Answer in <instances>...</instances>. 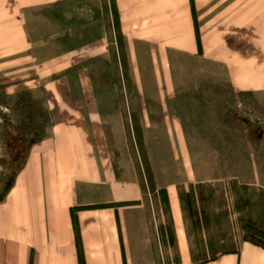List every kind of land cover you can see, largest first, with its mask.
Segmentation results:
<instances>
[{"label": "crops", "instance_id": "1", "mask_svg": "<svg viewBox=\"0 0 264 264\" xmlns=\"http://www.w3.org/2000/svg\"><path fill=\"white\" fill-rule=\"evenodd\" d=\"M113 1L120 33L137 63L151 55L167 72L166 78L140 79L138 86L175 87L170 73L183 56L201 70L209 65L222 72L238 102L259 96L264 103V0ZM97 5V0H0V55L14 56V63L16 56L34 53L27 30L33 11ZM3 63L0 70L13 65ZM64 64L55 65L61 70L54 77L18 85L51 88L43 95L51 125L39 131L0 194V264H264V245L231 226L239 215L236 206L225 219L223 202L213 201L218 186L224 199L221 177L205 175L190 157L178 174H158L153 161L152 183L139 170L128 134L141 128L137 133L157 135L159 119L167 118V133L183 135L176 103L187 98L139 94L112 101L73 95L75 86L96 84L69 78ZM117 101L122 106L113 117L103 103ZM259 189L262 204L252 206L250 200L246 219L263 233L264 185ZM208 242L238 243L208 255Z\"/></svg>", "mask_w": 264, "mask_h": 264}, {"label": "rangeland", "instance_id": "2", "mask_svg": "<svg viewBox=\"0 0 264 264\" xmlns=\"http://www.w3.org/2000/svg\"><path fill=\"white\" fill-rule=\"evenodd\" d=\"M97 4L95 8L51 7L42 12L33 11L28 17L27 30L34 53L16 56L14 63L11 60L14 56L0 55L1 63H13L0 70V194L3 195L11 176L20 169L39 131L51 125L44 102V96L50 94L46 89L51 88L18 85L28 79L54 77L61 70L56 71L55 65L63 60L69 78H89L96 84L91 88L75 86L71 88L73 95L90 93L111 97L112 101L139 94L172 93L187 98L185 103H176L175 116L183 135L167 133L171 128V119L169 122L167 118L159 119L157 135L137 133L141 128H135V134H128V144L138 158L139 170L151 182L153 161L158 174H178L184 158L190 157L199 171L223 180L224 199L219 198L218 186V198L213 201L218 206L223 202L225 219L233 205L239 210L231 225L233 230H239L242 238L264 245V234L254 230L246 219L250 200L252 206L262 204L259 188L264 185V103L261 97L254 96L252 102H238L232 88L221 80L222 72L209 65L201 70V64L186 62L183 56L176 57L170 73L175 87L138 86L140 79L166 78L167 72L158 61L153 62L151 55H141L137 63L120 33L114 1L97 0ZM217 79L221 85H216ZM200 81L205 85L200 86ZM103 105L112 108L114 117L122 103ZM127 127L131 130L129 119ZM237 243L208 242V255L232 249Z\"/></svg>", "mask_w": 264, "mask_h": 264}, {"label": "trees", "instance_id": "3", "mask_svg": "<svg viewBox=\"0 0 264 264\" xmlns=\"http://www.w3.org/2000/svg\"><path fill=\"white\" fill-rule=\"evenodd\" d=\"M263 234H264V232H263Z\"/></svg>", "mask_w": 264, "mask_h": 264}]
</instances>
